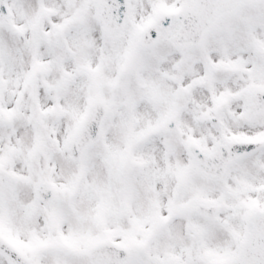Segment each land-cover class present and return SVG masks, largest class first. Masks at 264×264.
I'll use <instances>...</instances> for the list:
<instances>
[{
    "label": "snow or ice",
    "instance_id": "6c2138e0",
    "mask_svg": "<svg viewBox=\"0 0 264 264\" xmlns=\"http://www.w3.org/2000/svg\"><path fill=\"white\" fill-rule=\"evenodd\" d=\"M0 264H264V0H0Z\"/></svg>",
    "mask_w": 264,
    "mask_h": 264
}]
</instances>
